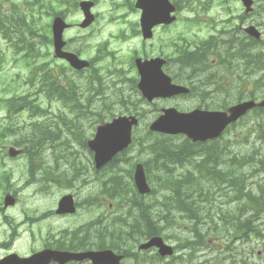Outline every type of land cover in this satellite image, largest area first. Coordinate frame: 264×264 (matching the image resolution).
I'll use <instances>...</instances> for the list:
<instances>
[{"label":"trees","instance_id":"trees-1","mask_svg":"<svg viewBox=\"0 0 264 264\" xmlns=\"http://www.w3.org/2000/svg\"><path fill=\"white\" fill-rule=\"evenodd\" d=\"M5 2L0 0V35L13 42L14 47L17 43L12 35L17 37L22 48L18 52H24L22 58L31 66L25 83L36 94L40 89L45 97L51 99L57 84L67 82L64 78H54L47 65L36 68L38 46L48 47L50 37L45 31L37 33V20L32 14H22L19 21L11 23L7 15L10 16L16 8H5ZM33 3L29 6V13L38 7L39 1ZM51 3L48 0L43 8L49 10ZM1 58L0 50V61ZM59 88L60 95H64L65 87ZM71 89L72 99L78 108L75 113L81 117L92 116L93 123L110 120L118 114L135 113L122 89L107 91L94 109L88 107L89 98L83 105L84 110H79L78 105L82 104L77 91L74 92L73 87ZM31 94L18 100H7V103L18 105L30 115H39L42 110L33 106L34 101L29 100ZM68 99L64 96V100ZM14 110L10 108V111ZM262 114L264 111L256 113L258 122L264 120ZM61 118L67 124L72 121L67 117ZM74 127L78 129L77 125ZM18 131L15 124L5 129L8 135ZM260 131L264 135V128ZM51 136L46 127L34 123L26 137L16 140L17 146L27 152L39 153L45 141H52ZM173 139L148 131L143 137L134 138L132 147L137 148L138 155L142 157L147 180L152 185L151 193L147 196L136 193L130 181L131 170L126 172L127 175L118 171L108 173V199L120 209L117 208L113 220L107 221L104 228L91 230L96 223L90 228L85 227L82 234L87 235L86 243L75 241L74 246L134 250L141 240L160 236L164 240H174L175 251L182 254L169 258V261H162L155 255L153 264H252L245 256V249L251 253L255 250L254 241L264 240V149L252 146L245 153L240 152L239 157L230 159L219 141L209 146L191 144L186 139L175 143ZM198 153L202 154L201 161L195 160ZM125 162L130 168L129 161L125 159ZM114 163L110 165L113 169L118 167ZM6 186H9V180L0 173V192H4ZM198 253L212 257L199 262L196 258Z\"/></svg>","mask_w":264,"mask_h":264},{"label":"flooded vegetation","instance_id":"flooded-vegetation-1","mask_svg":"<svg viewBox=\"0 0 264 264\" xmlns=\"http://www.w3.org/2000/svg\"><path fill=\"white\" fill-rule=\"evenodd\" d=\"M135 1L133 8L127 9L135 11L139 15L140 11L135 8ZM216 1V10L226 16H231V18H226L222 21H212V34L210 36L211 59L204 65H200L198 61L192 62V59L187 56H170L171 44L169 36L157 48L158 50L161 49L158 53L155 54L153 51L154 39H152L148 42L152 54L141 55L142 59L162 58L164 60L162 70L171 78L172 83L190 90L187 95L184 94L170 99V102L174 104H172L173 107L175 106L177 109L185 112H190L194 109L226 110L228 106L242 101L243 96L260 94V88L264 85V67L261 66L264 59V0H252L248 8L244 7L240 1ZM176 9L178 20L181 19V12L200 14L208 11V8L205 7L183 8L181 4H177ZM159 28L165 30L164 27L160 26ZM250 28H254L257 31V37L250 36L248 32ZM81 41L80 34H77L76 37L74 35L70 36L64 50L78 54L76 45H79ZM54 72L56 77L60 75L63 77L74 75V72L68 69H65V72L61 73L58 67L55 68ZM108 78H110L108 74H105V76L96 74L91 80L97 82V87L101 91L106 83L105 79L107 80ZM69 84H73V81L70 80ZM94 86H96V83H94ZM138 96L140 97L139 94ZM144 103L146 102L137 101L131 109L142 110V105L147 106ZM61 156H65V154H61ZM51 159L57 158H53L51 155ZM11 163H18L25 172L28 169L27 157L22 156L20 159L11 161ZM45 163L49 162L45 160ZM65 167L64 164L60 167L57 164L54 167L38 170V173H49L52 175L51 178L37 177L31 180L36 182L34 185L39 189L38 193L50 195L52 188L68 192L61 194L52 206L53 209L43 212L38 218H33L24 211L21 226L31 227L45 218L49 221H57L79 216L81 213L85 216V219L77 226L58 230L55 233H48L43 240V244L40 245L41 247L39 249H31L24 257L42 250L73 251L71 249H73L75 241L84 243L87 241V235H83L82 232L83 228H89L91 223L90 212L88 210L90 190L96 188L92 180L104 178L105 169H97L95 167H88L86 169L82 166L77 168L67 166V170L63 171ZM30 171L34 170L30 169ZM23 179L24 177L22 176L21 182ZM26 182V179H24L21 184L22 190L27 188ZM101 185L99 184L100 188ZM45 189L50 190L44 191ZM67 194L72 196L73 203L78 208L75 216L68 213L58 214L56 212L60 199ZM7 213V211L0 208L1 216ZM104 216H100L99 220L104 218ZM94 222L96 221L94 220ZM75 228L81 231L76 236L73 234ZM28 235L27 240L34 241L37 238L36 234L32 231H29Z\"/></svg>","mask_w":264,"mask_h":264},{"label":"rangeland","instance_id":"rangeland-1","mask_svg":"<svg viewBox=\"0 0 264 264\" xmlns=\"http://www.w3.org/2000/svg\"><path fill=\"white\" fill-rule=\"evenodd\" d=\"M20 1V0H16ZM135 0H126V7L128 9L133 8ZM202 2L207 0H201ZM123 0H97L95 9L92 10L93 14L97 15V23L96 26L90 30L89 32H82L84 35V39H82V46H88L87 51L83 53L86 57H92L94 56L96 52V47L99 44H102L106 42V51L112 52L114 57L111 58H105L103 61H101L100 67L103 68V74H106L107 69L112 68L113 66L116 67L118 70L121 68L123 69V79L130 78V77H136V72L134 69L129 68V58L133 55L134 51H137L136 55L141 56L143 54L150 55L152 54V51L149 47V44L145 42L143 44V41L141 39V36L137 35L133 38H127L125 37L130 36V27L129 22H134L138 18V14L134 12H129L126 15H122L124 13V8L122 7ZM111 13H113L114 18L111 19ZM188 12H185L182 14V17L185 18L189 16L187 14ZM67 20L69 22L76 23L81 18L82 15L79 12H71L67 13ZM190 17V16H189ZM236 17V16H235ZM200 19L204 20H219L222 21L226 18H231V16H226L225 14H222L220 11L216 10V7L212 6L210 10H208L205 14H200ZM40 20H42L45 23L50 22L52 18L47 15H43L40 17ZM111 20V21H109ZM209 22V21H208ZM201 23V22H198ZM191 22H187L185 25H190ZM202 24L204 26H208L205 22L202 21ZM40 25H43L40 23ZM133 25V23L131 24ZM177 26V27H176ZM184 23L180 22L177 24H174L173 28L171 29V34H176L180 32L182 29L183 36L185 35L186 31L183 28ZM123 31L124 37H122V40L117 39V36H119L120 32ZM169 33V34H170ZM199 38H206L211 34L210 27L204 28L203 30H200V32H195ZM76 32L69 30L66 37H69L70 35H75ZM170 36V35H169ZM168 37V33H165L163 30L157 31V34L155 35V39L153 42V51L154 53H158L160 50L157 49L158 45L163 42V40ZM124 40V41H123ZM2 48L5 50L6 53V61L3 65V67L0 69V98H6L10 97L14 94V90H11L13 87H18L19 83L11 80V78H15L16 73H20L21 76H24L27 71L22 67L20 63L14 64L13 63V56L9 48L6 46V43L1 40ZM49 53L52 55V48L49 49ZM170 56H173V51L170 50ZM130 70V71H129ZM130 72V73H128ZM21 82V81H20ZM127 90L128 88L125 87ZM24 89H18L15 93L21 94L23 93ZM38 101L46 107L48 105L46 99L43 97H39ZM154 105L145 106L143 105L146 111H150L152 109L156 108H164L169 107L173 103L168 100H156L153 103ZM174 105V104H173ZM172 105V106H173ZM179 106L181 104L178 103ZM60 110L59 106H53L52 107V115H57L58 111ZM5 115V110L3 107L0 108V124H2L1 118ZM155 114H149L145 116L142 120V123L139 127L140 131L146 126V124H149L153 118L155 117ZM152 119V120H151ZM151 120V121H150ZM17 122L29 123L30 120L26 114L22 115L21 117L17 118ZM149 122V123H148ZM248 125L242 124L235 127L234 130L230 131L227 135L223 137V143L220 144L221 147H225L224 153L227 155L228 158L233 156H238V153L241 152L242 154L245 153L251 146H255L258 150L264 149V142L256 140V135H260L258 127L256 126V123L251 121V119H248L247 122ZM255 125L256 132L253 133L250 137L245 139V135L248 134L251 130V127ZM27 130V128H26ZM94 130L88 128L86 131L87 138H92V135L94 134ZM142 135V134H141ZM242 138V139H241ZM10 140L7 141V144L4 147V151L9 146ZM71 149L72 151H78L79 156L75 158L77 164L83 166L84 168L88 169V166L90 162H87L89 157H84L83 149L78 146L74 141H71ZM131 154L135 155V151H130ZM47 156H50V151L46 152ZM239 157V156H238ZM140 158V157H138ZM54 160L51 159L49 161V164L51 166H55ZM63 161H58V166H62ZM122 167V166H121ZM68 168L67 166L63 169V171H66ZM24 171L22 167H15L14 169V184H16L15 189L19 193H17L18 198V205L15 209L9 211L6 215L9 216L14 220V224H20L23 217H24V211L33 218H38L42 215L43 212L48 211L50 209H53L52 206L54 205L57 198L68 191H63L61 189L52 188L51 194H40L36 192V186L31 185L26 189L21 190V182L22 176H24ZM93 189V188H92ZM91 189V190H92ZM94 191V190H92ZM2 203V195L0 196V204ZM85 219V216L81 213L79 216L75 217H69L63 220H46L43 219L39 223L32 225L31 227L28 226H19L17 233H19V236L15 242L12 243L9 252L16 253L20 256L26 255L31 251V249H39L43 244L44 238L48 235V233H55L56 231H60L65 228H70L79 225L83 222ZM29 231H32L36 234L37 238L32 240H27L26 238L29 237L28 233ZM10 234L9 227L4 224L3 217L0 215V244L3 242L8 241V236ZM165 242L169 245H172L173 247L176 245V242L174 240H165ZM132 247V246H131ZM261 248V247H260ZM258 249V248H257ZM131 250V249H130ZM7 250L0 251V257H3L4 254H6ZM180 253H177L179 255ZM23 257V256H22ZM212 256L204 255V253H198L196 258L199 262H202L205 259H209ZM249 262H253L255 264H264V253L260 256L259 259H255L253 256H250ZM129 264V263H127Z\"/></svg>","mask_w":264,"mask_h":264},{"label":"water","instance_id":"water-1","mask_svg":"<svg viewBox=\"0 0 264 264\" xmlns=\"http://www.w3.org/2000/svg\"><path fill=\"white\" fill-rule=\"evenodd\" d=\"M248 2L249 0H242ZM136 6L142 10L141 28L144 38H150L151 28L160 23H171L174 19H169V14L175 9L169 4L168 0H138ZM81 9L84 11L86 20L82 26H87L93 21V17L89 14L91 4L82 2ZM66 28L61 19L54 20L53 34L55 54L59 58H63L75 69L80 70L87 66V63L79 60L75 55L61 52L64 43L62 42V31ZM140 74L139 90L143 96L151 101L153 98H168L176 94L186 93L187 90L181 87L170 85V80L165 77L161 70V62L158 60L150 62L136 61ZM256 106L252 102L239 104L228 112H207L193 111L191 113H179L170 108L163 110V114L159 116L149 126L151 132L176 135L184 134L193 142L206 141L218 137L226 126L240 116L244 115L247 110ZM264 106V100L259 104ZM137 124L134 117H119L111 123H107L97 128L96 135L89 142L90 149L95 154V162L97 167L105 164L113 158L118 152L126 149L131 143V128ZM9 154L14 156L17 152L14 149L9 150ZM134 181L140 194L149 193L150 189L146 184L145 173L141 164L137 165L134 172ZM11 203L7 199L6 204ZM70 202L63 199L60 202V208H64ZM151 247L158 248L161 256L171 255L172 249L166 246L160 238H153L148 243L140 246L141 249ZM90 260L93 264H119L120 257L115 256L111 251L87 252L82 254H70L52 251H43L32 256L29 259H19L12 255L0 264H44L51 260L64 264L68 261Z\"/></svg>","mask_w":264,"mask_h":264}]
</instances>
